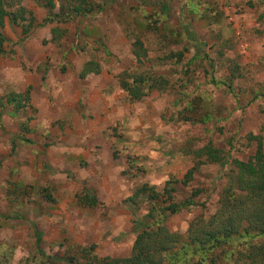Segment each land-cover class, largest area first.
Returning <instances> with one entry per match:
<instances>
[{
  "label": "rangeland",
  "instance_id": "obj_1",
  "mask_svg": "<svg viewBox=\"0 0 264 264\" xmlns=\"http://www.w3.org/2000/svg\"><path fill=\"white\" fill-rule=\"evenodd\" d=\"M9 2L13 11H33L37 24L27 35L22 25L4 29L0 98L31 88L32 101L16 115L12 106L0 110V264H84L76 252L69 262L68 247L129 257L137 233L128 200L144 184L163 190L177 182L179 201L202 191L167 220L184 239L194 220L217 217L234 161L256 152L249 136L264 143V0H92L94 14L49 25L35 1ZM138 39L144 46L137 53ZM180 52V61L171 58ZM89 63L100 73L82 77ZM125 74L131 84L153 78L142 100L128 98ZM158 77L167 88L150 92ZM210 143L228 166L202 165L183 186L194 167L191 148ZM86 188L98 207L79 204ZM146 212L144 204L139 216ZM36 230L43 233L39 246ZM256 238L238 237L222 250L264 240ZM222 250L212 257L231 264Z\"/></svg>",
  "mask_w": 264,
  "mask_h": 264
},
{
  "label": "trees",
  "instance_id": "obj_2",
  "mask_svg": "<svg viewBox=\"0 0 264 264\" xmlns=\"http://www.w3.org/2000/svg\"><path fill=\"white\" fill-rule=\"evenodd\" d=\"M30 1V0H29ZM40 7L46 9L44 25L53 23H66L71 17H86L94 14V3L92 0H32ZM145 2V0H142ZM194 1V0H193ZM13 2L0 0V56L6 54L5 44L7 38L4 29L7 23L22 25L23 33L29 34L32 28L36 27V14L26 8L19 6L15 11ZM155 25L158 21H154ZM154 25V23H152ZM41 26V25H40ZM149 24V29L151 28ZM58 32L57 29L54 33ZM143 42L137 40L134 43L136 52L142 50ZM171 58L180 61L184 58V53L171 54ZM98 67L89 63L85 66L82 77L91 72L100 73ZM65 71V68L62 69ZM123 79L122 88L127 92L128 98L134 102L142 100L145 96L142 89L147 87V80L137 77L134 82L127 83ZM155 79V78H154ZM214 80V79H213ZM214 82V81H213ZM223 83V81H221ZM168 86V81L163 77H158L153 85L149 87L150 92L162 91ZM31 103V88L25 93L10 92L0 98V110L6 111L7 106H12L11 114L16 115L23 112ZM250 141H256L257 149L254 157L247 162L234 161V175L230 177L228 188L221 191L219 197V214L208 222L207 219L194 220L189 229L186 239L176 234L167 226L169 217L189 209L194 205V198H197L202 191L194 189L191 197L185 201L177 200V182L168 181L163 190H157L153 186L144 184L135 188L134 193L129 198L128 203L134 206V231L137 238L134 242L131 255L127 258H98L94 256L95 247L89 249L73 247L66 249V258L69 262L74 261L72 252H76L84 259V264H220L217 258L212 257L218 249H223V245L234 246L238 237H248L256 240V237L264 239V143L263 140L254 135L249 136ZM194 167H192L181 180L183 186H189L195 175L205 164H218L226 168L229 160L223 157V152L214 147L212 143L201 149L191 148ZM44 198L55 203V199L47 189H43ZM80 205L89 208H96L100 205L98 197L90 188L84 190V195L78 196ZM146 204L147 212L144 216H139L141 206ZM215 222L217 227H213ZM213 227V228H212ZM38 246L42 243L43 233L35 232ZM242 244V243H241ZM42 256L49 257L41 251ZM231 258V264H264V240L260 244H253L247 240L242 250L234 249L224 251L221 256ZM211 256V257H210ZM77 259V258H75ZM64 260V259H62Z\"/></svg>",
  "mask_w": 264,
  "mask_h": 264
},
{
  "label": "crops",
  "instance_id": "obj_3",
  "mask_svg": "<svg viewBox=\"0 0 264 264\" xmlns=\"http://www.w3.org/2000/svg\"><path fill=\"white\" fill-rule=\"evenodd\" d=\"M13 92V91H12ZM15 93H24V92H15ZM31 101H32V95H31Z\"/></svg>",
  "mask_w": 264,
  "mask_h": 264
}]
</instances>
